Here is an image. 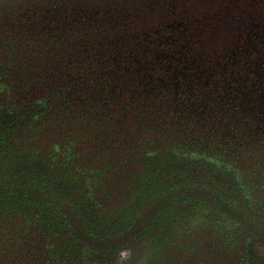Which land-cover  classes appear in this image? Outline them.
Segmentation results:
<instances>
[{
	"label": "flooded vegetation",
	"instance_id": "af4514ba",
	"mask_svg": "<svg viewBox=\"0 0 264 264\" xmlns=\"http://www.w3.org/2000/svg\"><path fill=\"white\" fill-rule=\"evenodd\" d=\"M0 264H264V0H0Z\"/></svg>",
	"mask_w": 264,
	"mask_h": 264
}]
</instances>
